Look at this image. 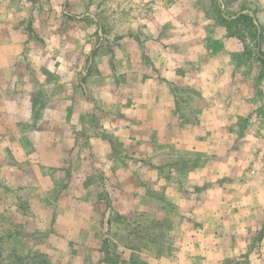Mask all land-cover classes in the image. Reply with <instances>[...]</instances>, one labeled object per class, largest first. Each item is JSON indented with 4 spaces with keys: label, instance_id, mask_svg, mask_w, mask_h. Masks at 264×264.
I'll use <instances>...</instances> for the list:
<instances>
[{
    "label": "rangeland",
    "instance_id": "1",
    "mask_svg": "<svg viewBox=\"0 0 264 264\" xmlns=\"http://www.w3.org/2000/svg\"><path fill=\"white\" fill-rule=\"evenodd\" d=\"M0 264H264V0H0Z\"/></svg>",
    "mask_w": 264,
    "mask_h": 264
},
{
    "label": "trees",
    "instance_id": "2",
    "mask_svg": "<svg viewBox=\"0 0 264 264\" xmlns=\"http://www.w3.org/2000/svg\"><path fill=\"white\" fill-rule=\"evenodd\" d=\"M244 18H247L248 16H243Z\"/></svg>",
    "mask_w": 264,
    "mask_h": 264
}]
</instances>
